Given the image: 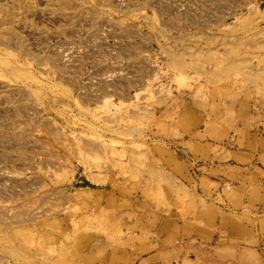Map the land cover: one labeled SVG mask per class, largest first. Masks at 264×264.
<instances>
[{"label":"rangeland","instance_id":"1","mask_svg":"<svg viewBox=\"0 0 264 264\" xmlns=\"http://www.w3.org/2000/svg\"><path fill=\"white\" fill-rule=\"evenodd\" d=\"M191 95L264 115V0H0V264L220 263L163 251V102Z\"/></svg>","mask_w":264,"mask_h":264},{"label":"crops","instance_id":"2","mask_svg":"<svg viewBox=\"0 0 264 264\" xmlns=\"http://www.w3.org/2000/svg\"><path fill=\"white\" fill-rule=\"evenodd\" d=\"M142 51L153 63L147 58L139 75H154V50ZM164 66L163 75L197 74L181 72L173 63ZM226 92L235 91L227 86ZM163 104L164 136L173 137V142L158 157L165 187L175 194L169 220H177L168 226L164 216L163 245L183 237L185 242L163 251H188L190 242L202 240L214 247L206 252L219 259L218 264H264V115L248 116L252 112L243 107L241 117L239 109L228 108L226 113L234 115L225 118L227 107L215 102L221 113L214 116L196 95L190 100L172 97Z\"/></svg>","mask_w":264,"mask_h":264}]
</instances>
